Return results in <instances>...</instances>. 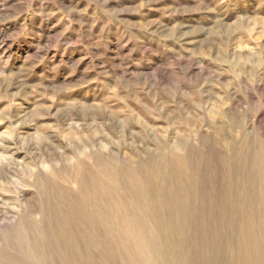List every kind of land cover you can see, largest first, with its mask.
Returning a JSON list of instances; mask_svg holds the SVG:
<instances>
[{"label": "rangeland", "instance_id": "374dc122", "mask_svg": "<svg viewBox=\"0 0 264 264\" xmlns=\"http://www.w3.org/2000/svg\"><path fill=\"white\" fill-rule=\"evenodd\" d=\"M247 146L264 0H0V264H264Z\"/></svg>", "mask_w": 264, "mask_h": 264}, {"label": "bare ground", "instance_id": "6f19581e", "mask_svg": "<svg viewBox=\"0 0 264 264\" xmlns=\"http://www.w3.org/2000/svg\"><path fill=\"white\" fill-rule=\"evenodd\" d=\"M246 146V145H245ZM240 155L243 157V159H245V163H250L252 164L253 168H254V180L258 183V186L260 188V193H261V197L263 199V206H264V151L262 148H260L255 154L252 151L250 146H247L243 149V151H241ZM255 158V159H254ZM251 161V162H249ZM248 170L250 171L249 167ZM251 172V171H250ZM121 211V210H120ZM251 240L246 239L244 242V248H240L239 250H242L243 252H239L238 254L244 255V250L247 249L248 246H245L250 244ZM252 247H250L247 255L249 254L250 256V262L251 264H261L258 256L259 254L257 253V251H254L253 249H251ZM165 253V252H164ZM237 254V255H238ZM5 259V258H4ZM245 263V260H244ZM243 263V264H244ZM246 264V263H245Z\"/></svg>", "mask_w": 264, "mask_h": 264}]
</instances>
